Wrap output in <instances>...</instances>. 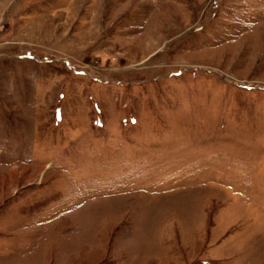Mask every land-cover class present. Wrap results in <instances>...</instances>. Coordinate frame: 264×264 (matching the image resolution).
Here are the masks:
<instances>
[{
    "label": "rangeland",
    "instance_id": "1",
    "mask_svg": "<svg viewBox=\"0 0 264 264\" xmlns=\"http://www.w3.org/2000/svg\"><path fill=\"white\" fill-rule=\"evenodd\" d=\"M0 264H264V0H0Z\"/></svg>",
    "mask_w": 264,
    "mask_h": 264
}]
</instances>
